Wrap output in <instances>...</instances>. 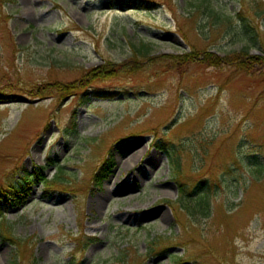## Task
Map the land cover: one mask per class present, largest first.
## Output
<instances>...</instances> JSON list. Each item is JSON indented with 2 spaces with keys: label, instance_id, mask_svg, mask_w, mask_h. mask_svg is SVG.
<instances>
[{
  "label": "rangeland",
  "instance_id": "374dc122",
  "mask_svg": "<svg viewBox=\"0 0 264 264\" xmlns=\"http://www.w3.org/2000/svg\"><path fill=\"white\" fill-rule=\"evenodd\" d=\"M126 1L0 0V187L43 168L67 190L9 205L0 264L5 226L23 264H264V66L186 58L264 55V0ZM201 196L209 216L185 209Z\"/></svg>",
  "mask_w": 264,
  "mask_h": 264
},
{
  "label": "trees",
  "instance_id": "16d2710c",
  "mask_svg": "<svg viewBox=\"0 0 264 264\" xmlns=\"http://www.w3.org/2000/svg\"><path fill=\"white\" fill-rule=\"evenodd\" d=\"M127 6H131V7H141V8H149V9H153L155 8V4H153L150 1H140V0H129L126 1ZM211 14H213L214 16H216L217 18H220L221 15L216 13L215 11H213L211 9ZM230 17H226V20L228 23H230L231 21ZM241 36L244 38H247L249 34H252L253 38L257 40V36L258 34L255 33L256 29L254 28V26L251 23V20L249 18L245 19V25L241 26ZM144 49L149 50L150 46L149 45H143ZM139 53H142L141 50L139 49L138 51ZM246 51H243V53H245ZM145 54V53H142ZM204 55L202 64H206L209 67H216V66H237V67H242L245 68V61L244 59H249L250 64L252 66H264V55L261 56H249V54H246L245 57H243V55H240L238 59L235 58L234 60H229V61H222L220 59L219 56L211 53V52H207V51H202V52H191L190 54L186 55V58L191 59L192 61H196L193 58H197V56H202ZM110 70V69H109ZM108 70V71H109ZM108 71H106L105 73H107ZM103 73L99 72L96 75V78H102ZM111 76V73L109 74ZM81 81H79L78 85H63L61 86L58 82H55L53 84H47V86L45 87H39L37 86V97H40L42 95H47L49 94L51 91H53L54 89H58L60 90V92L62 93H71L72 91H74L75 89L79 88V84ZM0 99H3L4 101H10L11 98L9 97H2L0 95ZM173 160L174 162V158L171 157V161ZM109 160H107L105 163H103V165L101 166V168H99V170H97L95 172V175L93 176L92 179V184L94 186L100 187L102 186V184L104 183V181L106 179L109 178V175L112 171V167H113V162H108ZM112 161V160H111ZM109 163H111L109 165ZM43 169V168H42ZM42 169L40 170H35L33 173H29L26 169H24V176H21L20 180H17L16 182H11L9 184H7L6 186H2L0 187V221H4L3 224L6 223L5 221V217H6V210L8 209L9 205L10 206H14V207H19V206H23L24 204H26L27 200L29 199V194H30V189L32 186H34V184L41 182L44 187H45V192L46 193H50L52 191H57V188L62 187L64 184L61 182V180L59 179V176H57L53 181L47 179L46 177H44L43 175V171ZM175 169L178 172L180 170L179 166L176 165V160H175ZM62 191H67L65 187ZM61 191V190H59ZM182 192L184 193L185 191L182 190ZM186 194V193H185ZM195 201V206H190V203H187L185 205V209L188 211L191 210V213L194 214L196 213V209H200V212L204 215H208L209 216V210H208V206H207V201L205 200L204 197H199L197 199H194ZM3 239L5 240H10L11 242L14 243V245H18L19 247V251L20 252H16L15 255V263L14 264H23V262H25L24 258L26 259V255L24 254V241H21L20 239L14 237L13 233H12V227L11 226H5L4 227V231L2 233ZM162 242L163 238H158L157 241H153V243L151 245H154L155 248L153 249V254H157V253H162L165 249H167V247H162ZM21 253V254H20ZM182 261H184V259L182 257H178L176 259V263L179 264ZM32 264H37V260L32 259Z\"/></svg>",
  "mask_w": 264,
  "mask_h": 264
}]
</instances>
